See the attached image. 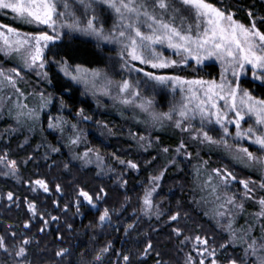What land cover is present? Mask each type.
I'll list each match as a JSON object with an SVG mask.
<instances>
[{"label": "snow or ice", "instance_id": "6c2138e0", "mask_svg": "<svg viewBox=\"0 0 264 264\" xmlns=\"http://www.w3.org/2000/svg\"><path fill=\"white\" fill-rule=\"evenodd\" d=\"M79 3L84 7L85 15L89 10L92 12L86 24L69 16L66 0L63 3L64 11H61V0H0V11L12 14L14 20L34 26L32 31L21 32L16 27L0 23V53L19 58L24 70L35 73L39 80L56 87L61 96V110L65 107L64 97L71 98L73 89L82 88L81 94L84 96H109L125 108L136 111L140 116L137 123L144 124L146 130L159 131L166 126L178 129L194 143L223 147L245 167L258 172L259 182L253 179L238 180L227 168H213L208 172V161H204L196 169L199 183L193 187L194 194H199L200 200H193V203L211 206L210 218L216 221L217 231L226 239L218 243L216 235L205 232L202 225H197L193 230L188 229L187 223L180 226L179 210L168 215L169 225L173 222L177 224L172 227L169 239L175 237L179 241L175 251L183 253V264H264V98H258L248 88L241 87V78L247 72L251 73L252 81H259V86L264 87V15L257 16L250 7L246 12L249 23H243L236 18L240 9H234L231 0H79ZM97 5L100 6L101 15L106 10L115 14L112 29L105 30L106 20L96 14ZM75 33L95 38L96 46L100 49L93 54L97 62L112 59L103 55L102 45H118L119 59L116 63H119L121 72L128 73L129 78L113 81L101 69L86 66L91 62L75 55L71 44L65 43V37L71 41ZM157 46L170 50L171 55L158 50ZM211 60L219 65L218 77H212L211 73H208L211 78L199 75L208 67L206 62ZM53 67L57 69L54 75L50 74ZM189 69L190 72L183 74ZM192 72L197 75L193 76ZM133 73L137 74L136 79L131 78ZM22 79L21 68L6 70L0 67V92L10 89L17 97L14 102L13 95H7L5 106L14 104L9 112L10 115L14 113L17 126L27 124L31 127L45 109L55 106L56 101L45 91L33 90L26 94L19 86ZM101 81L102 91L97 92V85ZM113 88L117 90L116 96H112ZM169 92L171 100L167 111H164L162 101ZM29 97L37 98L36 107L20 102V98L27 101ZM76 117L85 122L91 119L84 115L83 108L76 112ZM252 117L254 122L249 123ZM197 119L199 126L194 123ZM244 124L248 126L245 128ZM104 127L107 128V125ZM48 128L72 132L71 145L81 142L78 124L69 125L63 117H49ZM15 130L12 129L13 132ZM211 131L219 132V138L210 135ZM152 132L149 136L138 133L130 135L133 138L139 136L140 147L147 151L153 146ZM242 141L255 146V151L243 146ZM156 142H159V137ZM48 148L52 153L60 152L58 147L49 145ZM188 149V140H181L175 151L177 155L184 153L191 160L192 154ZM161 151L168 154L172 150L163 147ZM113 157L126 169L139 170V165L132 160L120 159L116 154ZM33 159V156H29L24 163ZM73 159L82 161L84 167L95 163L99 170L97 176L107 166L106 157L97 149L87 148ZM171 163L174 164L175 160ZM0 165L6 169L3 173L5 176H15L19 171L18 161L10 159L7 152L0 154ZM64 169L69 170V163L64 164ZM167 170L168 165L146 181L147 187L138 197L142 216H155L159 220L165 214L154 196L158 194ZM112 171L114 169L109 167L108 172ZM232 184H238L242 192L229 195ZM126 185V180L120 183V187ZM29 187L34 193L42 190L51 195L50 182L46 179L32 180ZM65 187L71 188L73 193V202L62 209L65 214L70 207H75V214L82 215L81 208L85 205L99 211L100 202L106 201L108 195L104 187L89 189L79 180L69 181L66 185L58 183L55 192L63 195ZM6 200L9 209L12 204L20 207L19 198L13 192L7 193ZM249 202L255 204L258 210L249 213L245 225L238 228V218ZM23 203L30 217L38 218L43 223L40 233H45L50 221L60 220L59 216L40 212L37 204L27 197ZM52 204L55 208L60 206L58 200H53ZM112 214L113 210L105 207L99 214L98 223H109ZM204 215L208 216V212L205 211ZM187 219L188 214L185 213V221ZM22 227L23 230L18 232L9 225L0 235V264H34L37 256L48 253L47 246L40 249V242L28 235L32 228L31 220ZM67 227L69 231L72 229L71 224ZM134 227V224H128L125 233ZM56 239L62 241L63 236L58 235ZM33 243L35 249H40L39 252L30 250L29 246ZM185 248H188L187 252ZM229 249L232 252L225 255ZM109 253L118 257L114 264H133V254L115 251L111 241L96 251L91 261L87 260V252L82 253L80 264H103ZM152 253H155V264H168L164 259L165 253L158 251L151 240L139 254L138 264H144ZM72 254L69 248L61 247L53 253V257L58 258L55 264H64L65 258ZM68 264H72L71 260Z\"/></svg>", "mask_w": 264, "mask_h": 264}, {"label": "trees", "instance_id": "16d2710c", "mask_svg": "<svg viewBox=\"0 0 264 264\" xmlns=\"http://www.w3.org/2000/svg\"><path fill=\"white\" fill-rule=\"evenodd\" d=\"M231 3L234 9H240L236 18L243 23H249L246 12L250 7L257 16L264 15V0H231ZM0 23L8 24L25 32L34 29V26L14 20L12 14L6 13V11H0ZM65 43L71 44L75 55L91 62L86 66L107 71L115 78H125L124 74L116 76L121 69L119 63H116L118 56L110 45H102V48L104 49L103 55L112 59L97 62V57L93 54L99 52L100 49L97 48V41L94 37L77 33L73 34L71 41L68 40V37H65ZM108 49L113 50L108 51ZM0 61L7 65L10 64L1 54ZM113 64H115L114 68ZM206 64L208 67L204 68L199 75L211 78L208 75V73H211L212 77H217L219 75L218 65L216 63ZM190 71V69L186 70L183 74ZM56 72L57 69L53 67L50 74L54 75ZM192 75L195 76L197 73L192 72ZM259 85L260 82L247 78L242 79L241 86L243 88H248L253 95L264 98V87ZM43 87L56 101L55 106H50L49 110L44 113L43 119L45 121L49 117L62 113L68 121H77V124L81 126H78V128L80 135L83 136L82 141L85 140L89 147L99 150L100 154L106 158L116 154L121 159L132 160L139 165V170L121 169L117 171L119 174L97 176L94 167L82 168L77 163H72L67 150L61 147L60 152L50 154L45 159V155L36 150L35 138L24 144L23 147H21L22 141L18 136L2 140L0 141V154L7 152L10 159L17 160L19 171L16 178L0 174V235L4 234V230L9 225L13 226V230L20 232L23 230V224L31 220L32 228L28 235L40 242V249L47 246L49 250L46 255L37 256L34 264H55V260L58 258H54L53 253L61 247L69 248L73 253L72 256L65 258L64 264H68L69 260L72 264H80L81 254L84 252L88 253L87 260L91 261L95 252L109 241L113 243L115 251H123L125 254L132 253L133 264H138L139 254L149 240L158 251L165 253L164 259L168 261V264H176L177 261L183 264V253L175 251L179 241L175 237L169 239L172 227L177 226V224L173 222L169 225L168 215L179 210L181 213L180 226L187 223L188 229L193 230L197 225H202L205 232L216 235L218 243L224 242L226 237H222L214 225L205 220V212L202 209L199 210L196 204L193 203L195 198L191 195L193 194L194 179L190 171H181L177 174L171 173L172 171L166 172L155 197L165 213L159 220L149 219L141 215L138 197L143 195L148 177L161 171V167H163L162 157L156 150L158 144L147 151H136L134 143L125 136L124 130L118 132L115 128V122L122 121L121 124L125 127H131L134 133H139L141 128L145 126L142 123H137L140 116H134L135 114L132 111L110 102L98 105L93 102L94 99L90 95L84 96L81 94L82 88L79 90L73 89L71 98L64 97L65 107L60 112L58 109H61L59 103L61 96L57 88L49 86L46 81H43ZM80 108L84 109V115L89 116L91 121H80L75 114H71L72 111L76 113ZM104 125H107V128ZM113 126L115 131L112 128ZM152 134L158 136L159 142L167 146L177 144V129L166 126L160 129L157 134L156 132ZM3 139L7 138L3 137ZM65 140H67L66 136L64 137ZM5 141H8V143ZM250 149L254 151L251 146ZM203 154H205L204 151ZM29 156H33L34 159L24 163ZM207 156L210 160L214 159L231 172H235L237 176L249 177L257 180V182L259 180V174L256 171L243 167L240 161L232 160L230 156L219 150L208 152ZM154 157L156 159H153ZM149 161H152V163L149 164ZM65 163H69V170L67 171L64 169ZM121 177L122 179H120ZM38 178L50 182L51 195L43 193L42 190L36 193L31 191L29 182ZM72 180H79L81 184L86 185L89 189L98 190L100 187L106 189L108 195L106 201L100 202L99 211L85 205L81 208L82 215L75 214V207H70L67 214L62 212L66 204L73 202L72 189L65 187L62 195L55 192V185L58 183L66 185ZM123 180L127 181V185L120 187ZM9 191L19 198L20 207L12 204L9 209V202L6 200ZM25 197L30 201H34L40 212L59 216L60 220L57 222L50 221L45 233H40L39 229L43 227V223L38 218L32 219L30 214L27 213L26 206L23 203ZM53 200L59 201V208L53 206ZM105 207L113 210L112 219L109 223L100 225L98 217ZM185 213L188 214L186 221ZM68 224L72 225L70 231L67 227ZM128 224H134L135 227L126 234L125 228ZM185 234H188L187 231ZM201 234L203 235V233ZM58 235L63 236L62 241L56 239ZM180 239H183V237ZM29 248L30 250L35 249V243L30 245ZM40 249L35 250L39 252ZM184 251L187 252L188 248H185ZM231 252L232 249H229L225 255ZM117 259V256L109 253L104 258L103 264H114ZM144 264H155V253L146 258Z\"/></svg>", "mask_w": 264, "mask_h": 264}, {"label": "rangeland", "instance_id": "374dc122", "mask_svg": "<svg viewBox=\"0 0 264 264\" xmlns=\"http://www.w3.org/2000/svg\"><path fill=\"white\" fill-rule=\"evenodd\" d=\"M64 2H65V0H61V11L65 10L63 8ZM66 2L68 3L67 11L69 13V16H74L75 18L82 20L86 24V21L88 18L91 17L92 12L89 10L87 15H85V9L79 3V0H66ZM96 14L98 16H100V19L106 20V23H105V30L106 31L112 29L114 21H115V14L111 10H106L105 13L103 15H101L100 14V6L97 5L96 6ZM21 32H25V31H21ZM75 34H77V33H75ZM107 45H110L111 47H113L115 54L118 56L119 46L115 45V44H107ZM157 47H158V50L163 51L166 55H171L170 50H167L161 46H157ZM0 54L3 55V53H0ZM3 57L5 59H7L10 62V64L7 65V64H4L3 62L0 61V67L4 68L6 70L11 69L12 67H18V68L22 69L23 79H22V81H20V84H19L22 91H24L26 94L32 92L33 90L45 91V88L43 87V81L39 80L36 77L35 73L28 72L27 70H24L23 64L19 60V58L14 57V56H5V55H3ZM118 59H119V57H118ZM206 63H216V62L214 60H211V61H207ZM137 66H139V65H137ZM218 67H219V65H218ZM102 71L104 73H106L108 78L113 80V81H120L121 80L120 78H117V77L115 78V77L111 76L109 74V72H107V71H104V70H102ZM121 74H124L125 78H129L128 73L127 72L123 73V72H121V70H119V72H117L116 76L121 75ZM131 78L136 79L137 74L133 73ZM244 78L252 80L251 79V73L247 72L244 76H242L241 80ZM257 82H259V81H257ZM102 86H103V81H101V83L99 85H97V92L102 91ZM116 94H117V90L115 88H113L112 96H116ZM149 94H150V92H149ZM7 95H13V93L10 89L7 90L6 92H0V141L8 140L13 136H18L20 138V140L22 141V145H24V144L31 142L33 140V138H35L34 141L37 143L36 144V150L38 152L45 155L46 151H47V155H50V154H54V153H52L50 151V149L48 148L49 145L53 146V147H58V148L61 147V148L67 150V152H68L67 154H68L70 161L72 163H77L82 168L94 167L96 169V171H99L96 168L95 163H93L92 165H89L87 167H84L82 161L73 159V157L75 155L82 154L87 148H92V147H89L87 145L85 140H84V142L82 141L83 136H81V142L79 143V145L74 146V145L70 144V138L74 135L72 132L68 131L67 129H65L63 132H61L59 129H49L48 128L49 119H47L45 121L43 119V117H44V113L49 110L50 106L40 114V119L38 121H36L34 124H32L31 127H29L27 124L20 127V126H17L16 121L13 118L14 113L12 115H10V112H9V109L13 108L14 104L13 105H7V106H5V104H4V101L6 100ZM89 95L91 98L94 99L93 102H95L98 105H104L105 103L110 102L112 104L120 105L122 108L125 107V106L121 105L118 102V100H114L109 96L99 95L98 97H93L91 94H89ZM258 98H261V97H258ZM159 99L160 98L158 97V100ZM177 99H179V95H177ZM16 100H17V97L15 95H13V101L15 102ZM170 100H171V94L169 92V95L167 96V98L162 101V103H163V109L162 110L167 111V105H168V102ZM20 102L21 103H23V102L28 103L29 107H36L37 106V98H34V97H29V99L27 101H24L22 98H20ZM126 109L129 111H132L135 114L134 116H138L136 111H134L132 108H126ZM58 110L61 112V109H58ZM158 110H161V109L158 107ZM71 114L76 115V113L73 111L71 112ZM54 117H63L65 120H67L65 115H63L62 113H58ZM76 118H78V120L82 121L79 117H76ZM89 121H91V120H89ZM68 122H69V125L73 124V123H77V121H68ZM121 122L122 121L115 122V128L118 130V132H119V130H120V132H121V130H124L125 136L134 143V147H135L134 149L136 151H138V150L145 151L143 148L140 147V143L138 142L139 136H136L135 138H133L130 135V133H134L133 130L131 129V127H125L123 124H121ZM253 122H254V117L249 119V123H253ZM194 123L197 126H199V119L194 121ZM78 126H80V125L78 124ZM243 126L246 128L248 126V124H244ZM112 128L115 131L114 126ZM12 129H16V130L13 132ZM78 130H79V128H78ZM232 131L234 132L235 129L233 128ZM150 132H152V130H146L145 126H143L138 134L144 135V136H149ZM155 132H156V134L158 133V131H154L152 133H155ZM79 133H80V130H79ZM177 133H178V138H177V144L175 146H167L161 142L157 143L156 138L158 136H156V135L154 136L153 134H151V139L153 141L152 147H156V144H158L156 147V150L159 152L160 156L162 157L163 167H161V170L166 165H168L167 171H169V172L172 171L171 173L177 174L181 171H190L192 173L193 179H194L193 185H198V183H199L197 180L196 169H197V167H201L203 165L204 161H208V164L206 165V169L208 172H210L211 169H213V168H226L224 165L220 164L219 162L214 161V159L210 160V158L207 156L208 152H215L216 150H219L222 153H225L228 156H230V158L232 160H235V161L237 160V159H234L228 152H226L223 149V147H217L216 145H209V144H197V143L192 142L189 139L187 134L180 133V131L178 129H177ZM209 134L212 135L214 138H219V135H220L219 132H215V131H211ZM65 136L67 137V140L64 141ZM3 137L4 138L6 137L7 139H3ZM26 140H27V143L25 142ZM181 140H188V143H189V149L188 150L192 154L191 160H188L184 153H181L180 155L176 154L175 149L177 148V146L179 145ZM5 142L8 143V141H5ZM146 143H147V141H145V144ZM229 143H231V140H229ZM241 144L243 146L250 147V145H248V143L246 141H242ZM163 147H168L172 151H170V153H168V154H164L161 151V149ZM251 147H253L254 151H255V146H251ZM203 151L205 152V154H203ZM93 159H94V157H93ZM173 160H175L174 164L171 163ZM106 161H107V166L105 167V170L101 175L119 174L117 172L118 170L120 171L121 169L122 170L126 169L124 166H121L117 160L114 159L113 154L110 155V158H106ZM237 161H240V160H237ZM240 163L242 164L243 167H245V165L241 161H240ZM109 167L113 168L114 171L108 172ZM245 168H248V167H245ZM5 171H6V169H4L2 165H0V174L5 176L3 174ZM232 173L237 177L238 180L239 179H250L249 177L237 176L235 174V172H232ZM8 176H12V175H8ZM12 177L16 178L17 175L12 176ZM258 182H259V180H258ZM144 187H147V184H145ZM144 190H145V188H144ZM144 190H143V192H144ZM192 191H193V189H192ZM241 192H242V188L238 184H232L231 185V191L228 194L231 195L232 193H241ZM222 194H223V192H222ZM192 196L195 198L196 201L200 200L199 194H194V192H193L191 197ZM155 197H156V195L154 196L155 202L157 204H159V202H157ZM196 206L198 207L199 210L202 209L203 212H205V211L208 212V216H205L206 217L205 220L208 221L209 223H212V225H214V227L217 230L216 221L214 219L210 218L212 216L211 206H209L207 204H196ZM257 210H258V208L255 204H253L251 202L247 203L245 212L238 218L237 227L239 228L241 226H244L245 225V219L248 216V214L255 212ZM146 218H148V217H146ZM149 219H156V217L153 216Z\"/></svg>", "mask_w": 264, "mask_h": 264}]
</instances>
